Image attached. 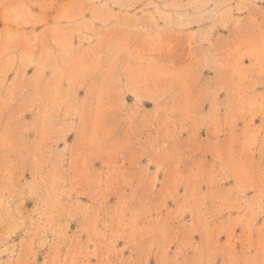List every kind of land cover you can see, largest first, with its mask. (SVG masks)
<instances>
[{
	"label": "rangeland",
	"instance_id": "1",
	"mask_svg": "<svg viewBox=\"0 0 264 264\" xmlns=\"http://www.w3.org/2000/svg\"><path fill=\"white\" fill-rule=\"evenodd\" d=\"M0 264H264V0H0Z\"/></svg>",
	"mask_w": 264,
	"mask_h": 264
}]
</instances>
